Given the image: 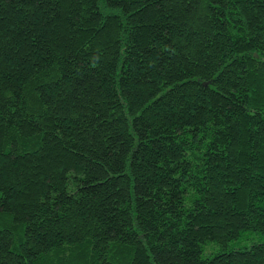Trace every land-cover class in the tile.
<instances>
[{
	"label": "trees",
	"instance_id": "trees-1",
	"mask_svg": "<svg viewBox=\"0 0 264 264\" xmlns=\"http://www.w3.org/2000/svg\"><path fill=\"white\" fill-rule=\"evenodd\" d=\"M0 264H264V0H0Z\"/></svg>",
	"mask_w": 264,
	"mask_h": 264
}]
</instances>
